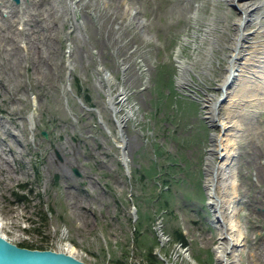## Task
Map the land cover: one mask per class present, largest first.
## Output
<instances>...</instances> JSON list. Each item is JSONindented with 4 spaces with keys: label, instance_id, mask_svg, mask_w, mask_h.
<instances>
[{
    "label": "rangeland",
    "instance_id": "374dc122",
    "mask_svg": "<svg viewBox=\"0 0 264 264\" xmlns=\"http://www.w3.org/2000/svg\"><path fill=\"white\" fill-rule=\"evenodd\" d=\"M235 16L221 0H0L5 239L89 264L126 254L145 261L150 246L163 264H217L220 223L206 160L219 130L206 118L203 99L221 95L216 87ZM178 56L194 67L184 88ZM255 110L235 116L238 264H264V99ZM156 170L176 181L167 197L171 213L149 200ZM197 184L205 210L189 198H198ZM137 209L144 219L141 252L132 239ZM176 229L188 246L174 241Z\"/></svg>",
    "mask_w": 264,
    "mask_h": 264
},
{
    "label": "bare ground",
    "instance_id": "6f19581e",
    "mask_svg": "<svg viewBox=\"0 0 264 264\" xmlns=\"http://www.w3.org/2000/svg\"><path fill=\"white\" fill-rule=\"evenodd\" d=\"M221 1L232 4L236 16L230 23L231 32L224 44L228 61L216 87L221 95L206 94L203 99L206 118L219 130L210 139L208 153L211 158L206 160V180L215 207L214 220L220 223L219 243L215 248L216 263L238 264L243 235L239 223L234 219L233 203L237 189L231 166L235 155L234 143L239 138L241 125L235 116L246 111L256 112L255 108L264 99V22L259 21L260 17H264V0ZM204 31L215 41L209 27ZM251 34L256 37H248ZM178 63L179 85L184 88L192 82L189 72H193L194 67L193 63L180 57ZM99 70L104 77H109L101 66ZM125 119V116H121L117 121L122 123ZM122 159L126 164L124 152ZM4 227L5 223L0 217V236L5 239Z\"/></svg>",
    "mask_w": 264,
    "mask_h": 264
},
{
    "label": "trees",
    "instance_id": "16d2710c",
    "mask_svg": "<svg viewBox=\"0 0 264 264\" xmlns=\"http://www.w3.org/2000/svg\"><path fill=\"white\" fill-rule=\"evenodd\" d=\"M85 100L88 102L89 98L85 97ZM159 171H155V173L153 174V178H152V183L149 184L148 189L151 191L153 196L149 197V200L153 203H159L161 204L162 209L165 212H172L173 210L172 208V202L170 200L167 199V197L170 195L171 191H172V186L176 184V181H174V179H172L171 174L169 173H163L160 174L159 176ZM135 173V172H134ZM132 174V181L135 183H139V180L136 176V174ZM145 179V175H143L140 178V181H144ZM190 182V181H189ZM191 183V182H190ZM157 186H161L160 187V191L158 193L155 192V189ZM24 187V186H22ZM196 191H197V196L196 197H189L192 198L196 201L197 204H199V208L201 210H205V202L203 200L204 197V193H203V189L202 187L197 184L196 185ZM15 196L18 200H25L27 199L26 196L20 195L19 193H15ZM138 213H137V222L134 225V232H133V245L137 250H140L141 252V240L142 238L145 236L143 230L141 229L142 224L144 222L143 219V213H139V209H137ZM200 212V211H199ZM45 219L46 214H44ZM172 238L174 239V241H177L178 243H180L182 246L186 247L188 246V239L186 238V236L183 234V232L180 229H176L172 232ZM158 244V243H157ZM20 247H24V248H28V249H38V250H44L46 249V247L43 246H35L33 244H22L19 245ZM153 246H150V248L148 249V252L145 253L143 255V257L145 258V261L139 260V261H134L132 260H128V254H126V257H121V258H114L112 259L113 261L111 262V264H163V262L161 260L158 259V257L156 256V254L153 252L152 250ZM129 261V262H128Z\"/></svg>",
    "mask_w": 264,
    "mask_h": 264
},
{
    "label": "water",
    "instance_id": "95a60500",
    "mask_svg": "<svg viewBox=\"0 0 264 264\" xmlns=\"http://www.w3.org/2000/svg\"><path fill=\"white\" fill-rule=\"evenodd\" d=\"M41 134L46 137L44 131ZM73 171L75 175L80 176L76 168H73ZM0 264H89V262L66 252L20 247L0 236Z\"/></svg>",
    "mask_w": 264,
    "mask_h": 264
}]
</instances>
